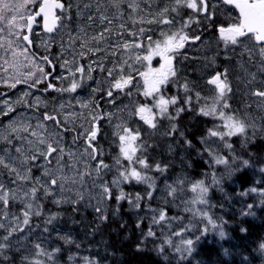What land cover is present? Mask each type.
Segmentation results:
<instances>
[{
	"label": "rangeland",
	"instance_id": "obj_1",
	"mask_svg": "<svg viewBox=\"0 0 264 264\" xmlns=\"http://www.w3.org/2000/svg\"><path fill=\"white\" fill-rule=\"evenodd\" d=\"M42 1L0 0V264H54L45 252L55 240L100 254L109 181L119 189L133 180L190 215L174 226L157 214L190 253L198 235L218 225L209 187L182 171L179 149L191 142L179 140L183 131L171 121L178 98L163 89L185 88V106L216 121L214 138L202 142L218 177L227 180L232 164H252L264 176L258 155L233 144L264 140V48L256 55L235 40L233 9L217 0H66L73 16L61 12L54 34L37 29L27 45V20ZM147 24L154 36L143 33ZM221 50L231 54L224 77L215 61ZM169 119L170 128L162 126ZM9 202L25 212L12 214ZM235 205L253 211L245 201ZM257 254L264 260V244Z\"/></svg>",
	"mask_w": 264,
	"mask_h": 264
},
{
	"label": "trees",
	"instance_id": "obj_2",
	"mask_svg": "<svg viewBox=\"0 0 264 264\" xmlns=\"http://www.w3.org/2000/svg\"><path fill=\"white\" fill-rule=\"evenodd\" d=\"M58 1L65 3V10L63 9L61 14L71 13L73 16L71 9L66 11V0ZM180 13L177 15L178 18ZM62 19L64 18L61 17ZM37 24L40 29L39 22ZM35 54L40 57L45 56V53L40 50H36ZM220 57L216 62L219 71L217 74L224 77L223 72L227 71L230 61L225 56ZM128 64L130 65L131 62ZM172 90L173 83L169 91L165 92L163 89V93L166 96L175 95L178 98L177 111L174 114L171 110V116L174 119L166 120L162 126L170 128L171 120L183 131V136L179 140H184L186 144V140L191 142L187 144L185 150L182 149L190 163L184 164L182 171L204 184L205 187H209V195L212 197L208 205L210 220L214 224L217 223L218 227L215 230L207 227V230L212 233L205 236L196 234L198 238L195 239L192 245L193 250L189 253L176 240L174 226L176 224L184 226L186 222L192 220L191 216L178 212L164 202L148 197L133 180L130 182L127 180L122 188L108 194L106 211L100 215L98 222L101 236L100 254L92 252L81 244L55 240L50 250L45 252L54 264H245V262L264 264L255 254L259 246L264 244L263 172L256 171L252 164L250 166L232 164L233 167L228 170L231 175L227 180L224 179L225 175L218 177L215 165L213 167L210 165L213 159L209 157V151L204 148L202 142V140L214 138L217 129L216 121L199 115L192 105L185 106L183 94L188 93L185 88L180 89L178 94H174ZM134 96L141 97L137 94ZM101 103L102 100L99 106ZM174 134L172 139H176ZM236 140L237 138L233 140V144L251 159L254 155H258L259 167L261 170L264 169V162H262L264 153H261L264 148L263 138L260 136L252 138V144L244 149ZM175 145L178 147L177 144ZM216 177L219 179H214ZM107 187L112 189L110 181L107 182ZM246 188H248L247 196L238 201ZM249 189L254 191L251 192ZM120 196L123 197L120 198ZM243 201L250 204L253 211L245 214L238 211L234 203L240 205ZM42 203L43 207L54 209L45 200H42ZM131 205L138 210V214H133ZM7 207L8 210L13 211V214L25 212L24 207L19 204L12 205L9 202ZM151 209L154 214L150 212ZM159 212L175 222L174 226H167L165 221L160 220L157 215ZM39 245L44 247L43 243ZM93 258L95 263H92Z\"/></svg>",
	"mask_w": 264,
	"mask_h": 264
},
{
	"label": "water",
	"instance_id": "obj_3",
	"mask_svg": "<svg viewBox=\"0 0 264 264\" xmlns=\"http://www.w3.org/2000/svg\"><path fill=\"white\" fill-rule=\"evenodd\" d=\"M232 7L239 16L240 26L247 35L256 34L258 44H264V1L250 3L246 0H218ZM63 2L58 0H43L35 13L27 20L24 42L30 45V39L40 22L44 35H52L59 27L58 12L62 11Z\"/></svg>",
	"mask_w": 264,
	"mask_h": 264
},
{
	"label": "flooded vegetation",
	"instance_id": "obj_4",
	"mask_svg": "<svg viewBox=\"0 0 264 264\" xmlns=\"http://www.w3.org/2000/svg\"><path fill=\"white\" fill-rule=\"evenodd\" d=\"M248 1H253V0H248ZM221 3V2H220ZM65 4V3H64ZM223 4V3H222ZM224 5V4H223ZM225 6V5H224ZM224 8V7H223ZM232 9V8H231ZM234 10V9H233ZM232 10V12L234 13V17H233V20L235 21V22H237V25L240 27L239 29H240V34H238V35H236V38H235V40H237L238 41V43H240V44H242L243 46H245L247 49H249V50H253L255 53H256V55H257V53H258V51L260 50V48L261 47H263L264 48V45L262 46V45H260V44H258L257 43V41H256V36L255 35H247V34H245L244 33V31H243V29L241 28V26H240V19H239V16H238V14L236 13V11L234 10L233 11ZM142 33V32H141ZM143 33H146V34H148L149 33V31L147 30H145V32H143ZM127 38L128 39H130V40H132V36H130L129 34L127 35ZM233 43L232 42H230L229 44H228V46L229 47H233ZM221 55H223V56H225L226 57V59H228L229 61H230V57H231V54L229 53V54H224L223 53V51L221 50L220 52H218L217 53V55L215 56V59H216V62H217V59L221 56ZM246 59H247V56L245 55L244 56ZM254 57V59H255V57L256 56H253ZM220 58H222V57H220ZM234 60V59H233ZM260 61V60H259ZM251 62L252 63H254V60H251ZM109 97H113L112 96V94L111 95H109ZM108 97V98H109ZM111 105V104H110Z\"/></svg>",
	"mask_w": 264,
	"mask_h": 264
},
{
	"label": "bare ground",
	"instance_id": "obj_5",
	"mask_svg": "<svg viewBox=\"0 0 264 264\" xmlns=\"http://www.w3.org/2000/svg\"><path fill=\"white\" fill-rule=\"evenodd\" d=\"M113 189V188H112Z\"/></svg>",
	"mask_w": 264,
	"mask_h": 264
}]
</instances>
